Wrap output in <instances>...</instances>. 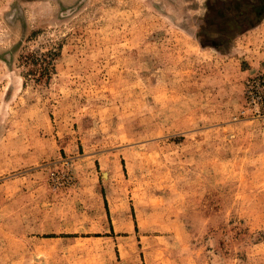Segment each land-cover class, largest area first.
<instances>
[{
    "label": "rangeland",
    "instance_id": "374dc122",
    "mask_svg": "<svg viewBox=\"0 0 264 264\" xmlns=\"http://www.w3.org/2000/svg\"><path fill=\"white\" fill-rule=\"evenodd\" d=\"M0 264H264V0H0Z\"/></svg>",
    "mask_w": 264,
    "mask_h": 264
},
{
    "label": "trees",
    "instance_id": "16d2710c",
    "mask_svg": "<svg viewBox=\"0 0 264 264\" xmlns=\"http://www.w3.org/2000/svg\"><path fill=\"white\" fill-rule=\"evenodd\" d=\"M55 54L52 49H45V51L38 52L37 57H33L32 63L41 74L47 72V68L52 65V57ZM39 73V74H40Z\"/></svg>",
    "mask_w": 264,
    "mask_h": 264
}]
</instances>
